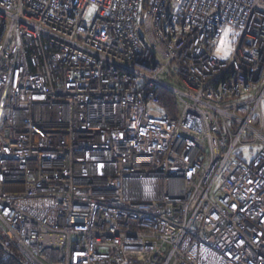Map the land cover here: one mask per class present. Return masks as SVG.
I'll list each match as a JSON object with an SVG mask.
<instances>
[{
  "label": "built area",
  "instance_id": "1",
  "mask_svg": "<svg viewBox=\"0 0 264 264\" xmlns=\"http://www.w3.org/2000/svg\"><path fill=\"white\" fill-rule=\"evenodd\" d=\"M0 231L26 264H264V0H0Z\"/></svg>",
  "mask_w": 264,
  "mask_h": 264
},
{
  "label": "trees",
  "instance_id": "2",
  "mask_svg": "<svg viewBox=\"0 0 264 264\" xmlns=\"http://www.w3.org/2000/svg\"><path fill=\"white\" fill-rule=\"evenodd\" d=\"M157 93L161 98V102L165 106L166 110L170 112L172 115H176L178 111V104L176 102V98L174 94L164 88H159ZM0 241L15 255L14 257L7 254L0 246V264H22L19 261V259L24 261L23 257L20 255L18 250L9 241V239L6 236H4V234L1 231H0Z\"/></svg>",
  "mask_w": 264,
  "mask_h": 264
},
{
  "label": "water",
  "instance_id": "3",
  "mask_svg": "<svg viewBox=\"0 0 264 264\" xmlns=\"http://www.w3.org/2000/svg\"><path fill=\"white\" fill-rule=\"evenodd\" d=\"M0 246H1V248L7 253V254H9V255H11V256H14L15 257V255L0 241ZM17 259H19V258H17ZM19 261L22 263V264H26L24 261H22V260H20L19 259Z\"/></svg>",
  "mask_w": 264,
  "mask_h": 264
},
{
  "label": "rangeland",
  "instance_id": "4",
  "mask_svg": "<svg viewBox=\"0 0 264 264\" xmlns=\"http://www.w3.org/2000/svg\"><path fill=\"white\" fill-rule=\"evenodd\" d=\"M88 16H91V12L89 13V15ZM21 255V254H20ZM22 256V255H21Z\"/></svg>",
  "mask_w": 264,
  "mask_h": 264
}]
</instances>
